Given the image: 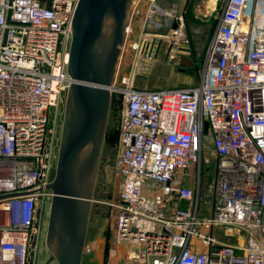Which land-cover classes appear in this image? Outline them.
I'll use <instances>...</instances> for the list:
<instances>
[{
	"label": "built area",
	"instance_id": "built-area-1",
	"mask_svg": "<svg viewBox=\"0 0 264 264\" xmlns=\"http://www.w3.org/2000/svg\"><path fill=\"white\" fill-rule=\"evenodd\" d=\"M77 1L0 0V264H41ZM160 8L150 0L132 41L140 74L162 51ZM214 17L198 83L148 88L124 76L112 86L120 184L105 264H264V0H226ZM170 20L175 58L186 26L183 14ZM203 160L216 164L208 202ZM99 246L91 240L84 254Z\"/></svg>",
	"mask_w": 264,
	"mask_h": 264
},
{
	"label": "water",
	"instance_id": "water-1",
	"mask_svg": "<svg viewBox=\"0 0 264 264\" xmlns=\"http://www.w3.org/2000/svg\"><path fill=\"white\" fill-rule=\"evenodd\" d=\"M133 1L78 0L75 7L67 68L72 82L67 91L55 176L49 184L53 195L46 245L54 264H83L112 86Z\"/></svg>",
	"mask_w": 264,
	"mask_h": 264
},
{
	"label": "rangeland",
	"instance_id": "rangeland-1",
	"mask_svg": "<svg viewBox=\"0 0 264 264\" xmlns=\"http://www.w3.org/2000/svg\"><path fill=\"white\" fill-rule=\"evenodd\" d=\"M226 0H192L191 7L187 13L185 22V37L176 39L182 49L177 50V56L171 58L167 54L170 41L174 40L170 31L171 20L180 14L186 0H156L166 11L172 10L175 5L176 11L173 15H168L167 20L161 30L158 31L163 37L162 51L159 58L150 63L147 70L141 74L137 71V59L133 54L132 41L142 32L143 22L147 14V6L150 0L140 2L141 14L133 19L134 34L126 40L123 53L121 55L118 72L116 75L117 83H121L124 76H130L134 85L148 88L158 87H182L196 84L201 80L207 57L210 41L216 28V18L218 11L224 7ZM67 97V95H66ZM66 97L64 99L60 124L65 112ZM120 103L118 95L112 94V102L107 123L106 136L103 144L102 154L97 171L96 183L91 203V212L87 231L86 243L89 245L91 240L99 238L100 246L96 252L85 253L83 264H105L110 258L108 216L111 212L109 201L118 197L119 179L114 168V161L117 154V144L120 129ZM61 129V128H60ZM60 139V138H59ZM216 164L215 161H202V186L201 198L204 202L211 199V188L214 181ZM196 166L189 170V185L196 187ZM48 226L44 223V231L40 239L39 257L41 264H54L56 261L52 258V253L46 245V231ZM106 244V245H105Z\"/></svg>",
	"mask_w": 264,
	"mask_h": 264
},
{
	"label": "flooded vegetation",
	"instance_id": "flooded-vegetation-1",
	"mask_svg": "<svg viewBox=\"0 0 264 264\" xmlns=\"http://www.w3.org/2000/svg\"><path fill=\"white\" fill-rule=\"evenodd\" d=\"M191 4H192V0L189 1V3L186 5V2H185V5H184V9H183V15H184V19H185V22H186V19H187V13L189 12V9L191 7ZM47 233V231H46Z\"/></svg>",
	"mask_w": 264,
	"mask_h": 264
},
{
	"label": "bare ground",
	"instance_id": "bare-ground-1",
	"mask_svg": "<svg viewBox=\"0 0 264 264\" xmlns=\"http://www.w3.org/2000/svg\"><path fill=\"white\" fill-rule=\"evenodd\" d=\"M136 2H137V0H134L133 1V5H135L136 4ZM176 6L174 5L173 7H172V10H168V11H166V10H163V9H161L160 8V11H162V12H164V13H167L168 15H173V13L176 11ZM166 9V8H165Z\"/></svg>",
	"mask_w": 264,
	"mask_h": 264
},
{
	"label": "trees",
	"instance_id": "trees-1",
	"mask_svg": "<svg viewBox=\"0 0 264 264\" xmlns=\"http://www.w3.org/2000/svg\"><path fill=\"white\" fill-rule=\"evenodd\" d=\"M43 1H49V0H43Z\"/></svg>",
	"mask_w": 264,
	"mask_h": 264
}]
</instances>
